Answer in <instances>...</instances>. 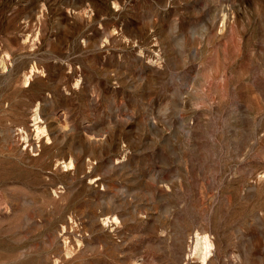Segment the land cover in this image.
Segmentation results:
<instances>
[{"label": "rangeland", "instance_id": "rangeland-1", "mask_svg": "<svg viewBox=\"0 0 264 264\" xmlns=\"http://www.w3.org/2000/svg\"><path fill=\"white\" fill-rule=\"evenodd\" d=\"M0 264H264V0H0Z\"/></svg>", "mask_w": 264, "mask_h": 264}, {"label": "bare ground", "instance_id": "bare-ground-1", "mask_svg": "<svg viewBox=\"0 0 264 264\" xmlns=\"http://www.w3.org/2000/svg\"><path fill=\"white\" fill-rule=\"evenodd\" d=\"M203 239V238H202ZM198 241V240H197ZM199 244V243H198ZM202 245H201V247H202V256L203 257H205L206 256V254L208 253V248H209V243L206 241V240H204V242L203 243H201ZM199 249H200V245H199V247H198ZM197 248V249H198ZM201 252V251H200ZM202 256H201V258H202ZM203 260V259H202Z\"/></svg>", "mask_w": 264, "mask_h": 264}, {"label": "snow or ice", "instance_id": "snow-or-ice-1", "mask_svg": "<svg viewBox=\"0 0 264 264\" xmlns=\"http://www.w3.org/2000/svg\"><path fill=\"white\" fill-rule=\"evenodd\" d=\"M69 167L71 166L70 164L68 165ZM206 239V238H205ZM209 247H210V245H209Z\"/></svg>", "mask_w": 264, "mask_h": 264}, {"label": "clouds", "instance_id": "clouds-1", "mask_svg": "<svg viewBox=\"0 0 264 264\" xmlns=\"http://www.w3.org/2000/svg\"><path fill=\"white\" fill-rule=\"evenodd\" d=\"M210 247H211V245H210Z\"/></svg>", "mask_w": 264, "mask_h": 264}]
</instances>
